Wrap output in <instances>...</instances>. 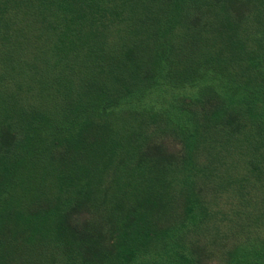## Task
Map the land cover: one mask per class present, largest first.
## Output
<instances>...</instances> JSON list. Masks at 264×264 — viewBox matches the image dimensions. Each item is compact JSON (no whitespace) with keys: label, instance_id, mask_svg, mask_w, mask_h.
<instances>
[{"label":"trees","instance_id":"16d2710c","mask_svg":"<svg viewBox=\"0 0 264 264\" xmlns=\"http://www.w3.org/2000/svg\"><path fill=\"white\" fill-rule=\"evenodd\" d=\"M261 227L264 0H0V264H264Z\"/></svg>","mask_w":264,"mask_h":264},{"label":"rangeland","instance_id":"374dc122","mask_svg":"<svg viewBox=\"0 0 264 264\" xmlns=\"http://www.w3.org/2000/svg\"><path fill=\"white\" fill-rule=\"evenodd\" d=\"M234 156V152L231 153H224L223 151H218V149H210V150H203L202 148H197L195 151V156H194V163L193 167H198L201 168L202 173H199L197 171V174L201 175L202 181L198 183V188L201 187L202 193H205V190L208 189V185L211 184V182L217 186V179L218 178H224L225 174L228 170L232 168V164H230V168L228 167L229 159ZM236 156V155H235ZM249 157V156H247ZM208 158V159H207ZM222 161L221 167L220 163ZM225 166V168H224ZM216 167V168H215ZM249 167V166H248ZM245 170V169H244ZM213 171V177H208V173ZM235 176L242 178L243 181H246V176H248V173L246 171H241L236 169L233 171ZM211 174V175H212ZM217 174L220 175V177L217 178ZM232 174V173H231ZM231 174H229L226 178H230ZM198 175V176H199ZM223 175V177H222ZM197 176V177H198ZM254 176V175H253ZM197 181V179H195ZM233 185V184H232ZM210 188V187H209ZM237 187H235L236 189ZM249 187H247L248 189ZM243 190L246 191V187L243 188ZM247 202V201H246ZM245 206L247 207L248 204ZM219 214H216L213 216V218H221L219 219H214L216 222L221 223L222 225H232L231 220L228 219V211L227 209H223ZM250 216L251 213L246 215L241 216V221L246 225V223H250ZM223 227V226H222ZM252 225H247L246 228H252ZM226 228V227H223ZM222 228V229H223ZM220 229V228H219ZM221 230V229H220ZM210 231L215 232L216 230L210 229ZM258 232L263 235L264 234V228H259ZM192 236V235H191ZM221 236L219 233H211L210 235L204 237V236H199V242L195 246L198 247V256H199V263L200 264H229L227 261L221 260L223 258L222 254V242H221ZM188 237V235H187ZM202 247V248H201Z\"/></svg>","mask_w":264,"mask_h":264}]
</instances>
